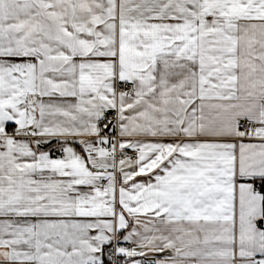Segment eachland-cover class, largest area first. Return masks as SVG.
<instances>
[{"label":"snow or ice","instance_id":"6c2138e0","mask_svg":"<svg viewBox=\"0 0 264 264\" xmlns=\"http://www.w3.org/2000/svg\"><path fill=\"white\" fill-rule=\"evenodd\" d=\"M0 264H264V0H0Z\"/></svg>","mask_w":264,"mask_h":264}]
</instances>
